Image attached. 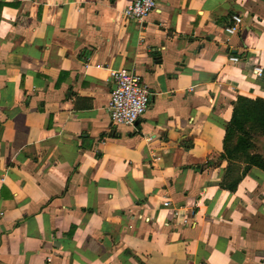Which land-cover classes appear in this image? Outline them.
I'll list each match as a JSON object with an SVG mask.
<instances>
[{
    "label": "crops",
    "instance_id": "obj_1",
    "mask_svg": "<svg viewBox=\"0 0 264 264\" xmlns=\"http://www.w3.org/2000/svg\"><path fill=\"white\" fill-rule=\"evenodd\" d=\"M130 1L0 0V264H264V171L227 146L264 100V0ZM121 70L151 94L132 127Z\"/></svg>",
    "mask_w": 264,
    "mask_h": 264
},
{
    "label": "built area",
    "instance_id": "obj_2",
    "mask_svg": "<svg viewBox=\"0 0 264 264\" xmlns=\"http://www.w3.org/2000/svg\"><path fill=\"white\" fill-rule=\"evenodd\" d=\"M156 9L155 0H132L122 11V17L140 23ZM232 24L224 27L227 35L237 31L241 20L238 16L231 17ZM231 64H238L239 59L234 56L228 58ZM256 76L261 75L257 66L253 69ZM108 82L111 84L107 102V114L113 126L132 127L147 111L150 103L148 86L136 75L125 71H110Z\"/></svg>",
    "mask_w": 264,
    "mask_h": 264
},
{
    "label": "rangeland",
    "instance_id": "obj_3",
    "mask_svg": "<svg viewBox=\"0 0 264 264\" xmlns=\"http://www.w3.org/2000/svg\"><path fill=\"white\" fill-rule=\"evenodd\" d=\"M252 107L246 103L237 104L235 119L228 134V157L235 178L254 161L264 162V130Z\"/></svg>",
    "mask_w": 264,
    "mask_h": 264
},
{
    "label": "trees",
    "instance_id": "obj_4",
    "mask_svg": "<svg viewBox=\"0 0 264 264\" xmlns=\"http://www.w3.org/2000/svg\"><path fill=\"white\" fill-rule=\"evenodd\" d=\"M239 103H246L249 106H253L252 109H253V111L256 112V114L258 116V120L260 122V126L264 130V100H259V99L249 100V99H245V98H239L237 100V104H239ZM237 104H236V106H235V108L233 110V117H232V120H231V122L229 124V128L227 130V139H228L229 131H230V129H231L232 125H233L234 119H235V115H236V112H237ZM251 166L257 167V168L261 169L262 171H264V162H261L260 160L259 161H254Z\"/></svg>",
    "mask_w": 264,
    "mask_h": 264
}]
</instances>
